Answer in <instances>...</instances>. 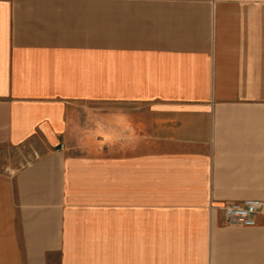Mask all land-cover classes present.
Returning a JSON list of instances; mask_svg holds the SVG:
<instances>
[{"label": "crops", "instance_id": "obj_1", "mask_svg": "<svg viewBox=\"0 0 264 264\" xmlns=\"http://www.w3.org/2000/svg\"><path fill=\"white\" fill-rule=\"evenodd\" d=\"M0 264H264V0H0Z\"/></svg>", "mask_w": 264, "mask_h": 264}, {"label": "built area", "instance_id": "obj_2", "mask_svg": "<svg viewBox=\"0 0 264 264\" xmlns=\"http://www.w3.org/2000/svg\"><path fill=\"white\" fill-rule=\"evenodd\" d=\"M263 208L264 202L259 200H245L220 207L226 225L244 227L255 226Z\"/></svg>", "mask_w": 264, "mask_h": 264}, {"label": "rangeland", "instance_id": "obj_3", "mask_svg": "<svg viewBox=\"0 0 264 264\" xmlns=\"http://www.w3.org/2000/svg\"><path fill=\"white\" fill-rule=\"evenodd\" d=\"M31 153L30 147H0V169L22 167L28 163Z\"/></svg>", "mask_w": 264, "mask_h": 264}]
</instances>
